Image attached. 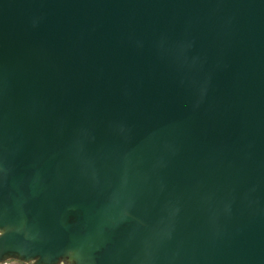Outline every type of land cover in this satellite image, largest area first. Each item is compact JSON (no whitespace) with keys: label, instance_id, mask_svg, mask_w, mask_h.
Instances as JSON below:
<instances>
[{"label":"water","instance_id":"1","mask_svg":"<svg viewBox=\"0 0 264 264\" xmlns=\"http://www.w3.org/2000/svg\"><path fill=\"white\" fill-rule=\"evenodd\" d=\"M264 264V0H0V264Z\"/></svg>","mask_w":264,"mask_h":264},{"label":"flooded vegetation","instance_id":"2","mask_svg":"<svg viewBox=\"0 0 264 264\" xmlns=\"http://www.w3.org/2000/svg\"><path fill=\"white\" fill-rule=\"evenodd\" d=\"M13 262L17 263V262H19V261L9 260V261H6V262L3 263V264H11V263H13ZM20 263H22V262H20ZM23 264H25V263H23ZM30 264H32V263H30Z\"/></svg>","mask_w":264,"mask_h":264},{"label":"rangeland","instance_id":"3","mask_svg":"<svg viewBox=\"0 0 264 264\" xmlns=\"http://www.w3.org/2000/svg\"><path fill=\"white\" fill-rule=\"evenodd\" d=\"M11 264H23V263H20V262L15 263V262H13V263H11Z\"/></svg>","mask_w":264,"mask_h":264}]
</instances>
